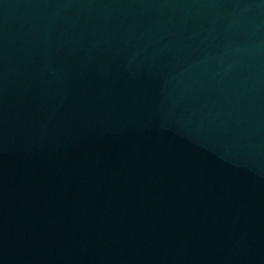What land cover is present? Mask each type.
<instances>
[{
	"label": "water",
	"instance_id": "95a60500",
	"mask_svg": "<svg viewBox=\"0 0 264 264\" xmlns=\"http://www.w3.org/2000/svg\"><path fill=\"white\" fill-rule=\"evenodd\" d=\"M195 264H264V0H88Z\"/></svg>",
	"mask_w": 264,
	"mask_h": 264
}]
</instances>
